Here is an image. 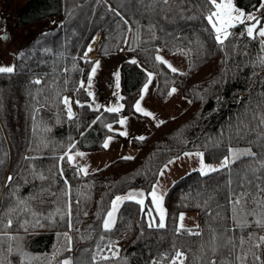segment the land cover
<instances>
[{
	"label": "trees",
	"instance_id": "16d2710c",
	"mask_svg": "<svg viewBox=\"0 0 264 264\" xmlns=\"http://www.w3.org/2000/svg\"><path fill=\"white\" fill-rule=\"evenodd\" d=\"M16 1L6 0L0 27L54 26L0 72V264H264V37L241 20L218 40L210 0ZM234 1L252 10L262 0ZM97 34L98 56H135L120 64L123 114L135 111L148 70L158 101L176 87L187 102L131 136L133 154L81 171L71 154L100 148L120 117L89 104L97 57L83 56ZM159 51H180L187 67L172 71ZM237 145L251 152L176 178L163 195L164 226L152 221L149 191L165 161L187 150L217 161ZM131 188L147 191L143 204L125 199L106 228L114 197ZM183 212H196L197 224L179 226Z\"/></svg>",
	"mask_w": 264,
	"mask_h": 264
},
{
	"label": "rangeland",
	"instance_id": "374dc122",
	"mask_svg": "<svg viewBox=\"0 0 264 264\" xmlns=\"http://www.w3.org/2000/svg\"><path fill=\"white\" fill-rule=\"evenodd\" d=\"M217 3L227 5L229 0H216ZM13 3V2H12ZM232 5L231 9L226 7L217 9L214 4L213 13L219 12L220 16H213L210 22L211 27L216 32V36L218 35L216 28L213 27V24H216L217 27L221 28L222 31L219 33L220 39L224 36V32L228 31L229 27L238 21L235 17L240 16L241 20H246V31L249 27L255 25L253 32L259 33V29L264 27V0H262L258 6L252 10H245L239 7L234 0H230ZM6 0H0V5L6 10L5 17L9 16V7L5 6ZM13 4H21V1H16ZM230 12V15L228 13ZM241 13L244 15L241 16ZM211 14V15H212ZM251 15L255 17L254 20H249L247 17ZM223 21V23H221ZM32 24V23H31ZM13 27L10 25V22H5L7 31L11 30V37L13 41L3 40L2 36L0 37V67H12L14 55L13 50L19 47L20 42L27 41L28 37L31 35H24L26 32H29L31 27ZM225 25H228L225 27ZM24 28H27L26 32ZM3 30V29H1ZM1 34V33H0ZM259 37L263 38L264 36ZM98 39L93 40V44H89V49L86 52V56L84 55V59H91L97 57L92 67L89 71V77L91 76V83L89 84V80L87 82L88 92L91 93L89 95V104L94 107H103L106 109L119 107L120 117L116 123L109 124L113 133L108 134L103 142V145L98 149H79L71 154L72 159H76L79 161L80 166L78 167L81 171H88L100 167L107 163L109 160L118 157V156H129L134 153V148L129 144V138L131 136H143L149 133L152 130L154 124L160 122L164 118L176 114L186 105L187 99L181 94L178 88L173 87L170 91L169 96L162 102L158 101L153 93V89L156 83V75L153 71L148 70L147 80L142 84L139 96L134 103L135 111L123 114V102H122V92L120 85V64L122 60H133L135 56L130 54L124 50L115 51L108 55L98 56V46L96 42ZM13 42V44H12ZM92 42V41H91ZM8 45L14 48L12 51H8ZM93 46L95 48L93 49ZM158 57L162 58V60L171 68H175L178 70H183L187 67V60L183 53L180 51L174 53H163L159 51L157 53ZM12 59L10 66L6 65L9 60ZM98 62V64H97ZM95 68V74H92V69ZM117 73L119 79L117 81ZM151 74V75H149ZM117 82L119 83V87H117ZM147 86V87H145ZM175 89V92L172 90ZM143 97V99H141ZM67 104L70 106L71 111L75 110L74 106L71 103L69 98L67 99ZM139 101L141 107L147 111L151 112L152 116L144 115L143 112H138L136 110V103ZM124 120L125 123L121 124L120 121ZM108 125V126H109ZM126 132L127 135H122L121 133ZM107 142L108 147H104ZM251 152V149L247 145H237L232 146L230 148L229 154L225 157L221 158L217 161H205L203 159V154L200 150H187L169 158L165 161L160 170L157 180L155 181L152 189L149 191L151 195L153 192L156 193L157 198L159 199V207H157L156 202L152 199V208L154 209V213H151L152 221L155 222L156 217L159 219L158 222L161 223V214H163V223L165 221V207L163 205V195L166 191L167 187L179 176H182L190 171L198 170L201 173H206L222 166L229 164L234 161L236 158L241 155L248 154ZM83 155H80V154ZM147 191L144 188H131L123 193L117 194L111 204V207L107 211L103 225L105 226V221L109 220L108 213L113 212V202L116 201L117 197H121L122 199L116 203V210L113 212V216L110 221V226L113 225L116 219L117 211L119 206L128 196H133L135 200H144ZM151 208V209H152ZM46 216V215H44ZM31 220L34 218L31 216ZM197 224V213L196 212H183L179 215L178 225L179 226H194ZM262 256L264 259V245L262 250ZM27 261H29L27 259Z\"/></svg>",
	"mask_w": 264,
	"mask_h": 264
},
{
	"label": "snow or ice",
	"instance_id": "6c2138e0",
	"mask_svg": "<svg viewBox=\"0 0 264 264\" xmlns=\"http://www.w3.org/2000/svg\"><path fill=\"white\" fill-rule=\"evenodd\" d=\"M210 2L213 3V4H215L217 9H221V8H224V7L228 8V9H231V8H232V5H231V3H230V0H229V3H228L227 5L219 4V3L216 2V0H210ZM228 15H230V12L228 13ZM243 15H244V14L241 13V16H243ZM213 16H217V18H219L220 13H219V12H215V13H213L212 15H210V16L208 17V19L211 21L212 18H213ZM235 19H236L237 21L242 22L241 19H240V16L235 17ZM247 19H249V20H254L255 17H252L251 15H249V16L247 17ZM221 23H223V21H221ZM227 26H228V25H225V27H227ZM213 27L216 28V31H217V33H218V35H217V39L220 40V35H219V33H221L222 29L219 28V27H217L216 24H213ZM254 28H255V25H253V26H251V27H249V28L247 29V33H248V35L251 36V35L253 34V29H254ZM227 34H228V33L225 31V32H224V35L226 36ZM258 34H259L260 36H264V27H262V28L259 29V33H258ZM157 59H162V58L157 57ZM97 64H98V62H97ZM169 67H171V65H169ZM12 71H13V69H12L11 67H0V72H12ZM95 71H96V69L93 68V69H92V74H93V75L95 74ZM172 71H176V69L173 68ZM149 75H151V74H149ZM118 79H119V76H118V73H117V81H118ZM90 83H91V76L89 77V84H90ZM117 87H119V83H118V82H117ZM145 87H147V86H145ZM172 91L175 92V89H173ZM89 95H91V93H89ZM141 99H143V97H141ZM65 102L67 103L68 101L65 100ZM135 107H136V110H137L138 112H143L144 115H147V116H152V115H153L151 112H147V111H145V110L141 107L139 101L136 103V106H135ZM119 110H120L119 107H116V108H109V109H108V111H112V112H117V111H119ZM69 111H70V109H69ZM120 123H121V124H124L125 121H124V120H121ZM159 123H163V121H160ZM110 127H111V126L109 125V128H110ZM121 134H122V135H127L126 132L121 133ZM139 139H144V137H140ZM104 147H108L107 142L105 143ZM80 155H83V154L81 153ZM69 159H71V157H69ZM124 159H132V157H124ZM151 195H152V197H153V201L156 202L157 207H159V206H160V205H159V199H162V197L158 199V198H157V195H156L155 192H153ZM133 198H134V197L131 196V195L128 196V197H126V199H133ZM121 199H122L121 197H117V198H116V201L113 202V212L116 210V203L119 202ZM138 202H139L140 204H143V200H139ZM113 212H109V213H108L109 220H106V221H105V227H106V228H107V227H110V221H111V218H112V216H113ZM159 226H160V227H163V226H164V225H163V214H161V223H160ZM181 255H182V253H179V252L177 253V257H180ZM181 264H182V262H181Z\"/></svg>",
	"mask_w": 264,
	"mask_h": 264
},
{
	"label": "crops",
	"instance_id": "0c3cea01",
	"mask_svg": "<svg viewBox=\"0 0 264 264\" xmlns=\"http://www.w3.org/2000/svg\"><path fill=\"white\" fill-rule=\"evenodd\" d=\"M59 18V17H58ZM54 26V23L52 22L51 19H46V20H42V21H38V22H35V23H32L31 24V27H33L32 29H30L29 32H26L27 28H24V31L26 32L24 35H28L29 33H31V35L28 37L27 41L25 42V39L24 38H21V40L23 39V42L21 41L19 44V47L16 49L12 48L10 45H8V51H12L13 49V55L15 56L31 39L34 35H36L38 32H41L45 29H48L50 27H53ZM26 27V26H25ZM27 27H30L29 25H27ZM11 35V30L8 31V34L6 36L5 39L3 40H8L10 39V41H13V39L11 37L13 36H10ZM95 39H100V34H97L93 39H92V43L93 44V40L95 41ZM98 43V41L96 42V44ZM13 44V42H12ZM91 45V44H90ZM95 48V46H93V49ZM89 49V46L87 47V49L85 50L84 52V55L86 56V52L88 51ZM9 60V62L6 64L7 66L11 64L12 62V59H7ZM65 264H70V261L66 260Z\"/></svg>",
	"mask_w": 264,
	"mask_h": 264
},
{
	"label": "built area",
	"instance_id": "2783aa9c",
	"mask_svg": "<svg viewBox=\"0 0 264 264\" xmlns=\"http://www.w3.org/2000/svg\"><path fill=\"white\" fill-rule=\"evenodd\" d=\"M6 13V10L0 5V15H5Z\"/></svg>",
	"mask_w": 264,
	"mask_h": 264
},
{
	"label": "water",
	"instance_id": "95a60500",
	"mask_svg": "<svg viewBox=\"0 0 264 264\" xmlns=\"http://www.w3.org/2000/svg\"><path fill=\"white\" fill-rule=\"evenodd\" d=\"M6 36H7V34H4V35H3V39H5V38H6Z\"/></svg>",
	"mask_w": 264,
	"mask_h": 264
}]
</instances>
